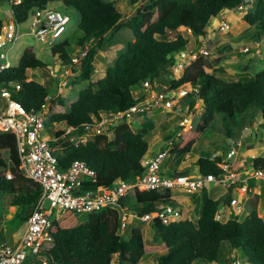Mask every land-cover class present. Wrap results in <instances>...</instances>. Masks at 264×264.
<instances>
[{
    "label": "trees",
    "instance_id": "obj_1",
    "mask_svg": "<svg viewBox=\"0 0 264 264\" xmlns=\"http://www.w3.org/2000/svg\"><path fill=\"white\" fill-rule=\"evenodd\" d=\"M120 0H66L79 17L82 32L76 44L82 52L88 50L87 56L77 73L80 80L90 85L78 94L77 100L68 112L53 115L45 125L53 134V146L62 145L56 152L60 166L68 169L74 160L85 161L96 173V181H87L81 186L82 191L111 189L119 181L135 182L145 174L143 158L149 150L148 130L134 132L130 125H120L114 136L92 137L87 143L65 141V131L55 133L53 124L72 128L74 135L84 133L92 124L93 116L103 113L126 112L140 101L134 100V88L156 79L160 86L152 89L158 92L176 91L190 84L191 94L205 103L206 111L202 123L197 129L179 137L174 144L172 155L179 158L176 168L184 157L193 153L195 146L215 121L222 115L226 126L231 130L242 131L252 114L261 113L264 127V68L256 75L246 73L238 78L227 76V68H215L205 58H200L183 70L179 79H170L166 75L178 62L176 55L187 48L188 39L184 38L180 28L189 29L193 36L206 37L207 27L212 19L226 11H236L240 7L253 4L252 11L243 16V20L257 31V41L264 39V0H127L137 10L136 16L129 23L135 41L127 42L125 51L109 67L105 77L95 81L96 58L98 52L104 51V44L111 40L113 31L124 19L117 7ZM4 0H0V4ZM51 0H23L13 7V14L19 23L27 22L30 13L36 8H45ZM246 11V10H244ZM243 11V12H244ZM0 20V32L3 28ZM110 37L108 38V36ZM177 34V39L170 37ZM91 46V47H90ZM90 47V48H89ZM75 48V47H74ZM73 46L69 42L52 48V58L58 56L64 66H72ZM82 52H77L79 55ZM49 64L27 50L16 67L0 74V87L10 83H20L22 90L16 99L27 113H38L49 104L50 90L45 85L28 81L32 70L47 69ZM212 70L208 73L207 70ZM147 97L144 94L142 100ZM141 100V101H142ZM52 106L55 102L51 101ZM196 101L190 104L194 108ZM169 137L167 140H170ZM255 171L264 173V157L251 159ZM223 158L214 160L211 156L201 157L197 161L202 175L213 174L221 178L225 171L220 167ZM12 173L13 179L6 178ZM0 190L14 196L17 217L26 222L32 215L35 205L42 194L41 186L26 179L21 172V160L17 139L11 134H0ZM120 201V206L105 207L101 211L78 216L67 212L53 222L50 230L53 245L43 244L35 264H114L118 257L119 264H144L152 255L140 227L132 222L126 230V239L118 234L123 217L122 208L136 211L139 215L153 213L160 204L180 207L181 204L171 199L169 192L137 189L133 195ZM199 200L196 211L197 222H174L164 225L161 221L151 227L156 231V238L166 246V254L155 255L151 264H230L231 257L225 253L224 246L230 251L238 252L249 264H264V219L257 211L240 220L233 217L223 223L218 220L221 206L230 205V195L214 200L207 187L202 194L195 195ZM195 200V199H194ZM197 202V201H196ZM131 204L134 206L131 207ZM122 207V208H121ZM32 263L27 261V264ZM150 264V263H149Z\"/></svg>",
    "mask_w": 264,
    "mask_h": 264
},
{
    "label": "rangeland",
    "instance_id": "obj_2",
    "mask_svg": "<svg viewBox=\"0 0 264 264\" xmlns=\"http://www.w3.org/2000/svg\"><path fill=\"white\" fill-rule=\"evenodd\" d=\"M48 5L53 9L61 11L64 15L70 17L71 21L67 25V31L61 39H58L54 43H48L38 41L34 36L29 35V22L21 26V34H27L22 36L15 48L12 51L13 63L15 66L19 64L22 56L27 50L33 51L36 56L47 62L49 67L47 69L32 70L29 72V81L39 82L50 90V96L48 103L55 102V106L48 104L43 109L46 114V119H50L53 115L59 113L68 112L71 105L77 100L78 94L85 90L90 83L88 81L80 80L77 77L80 65H74L66 67L63 65L58 56L52 58V47L61 45L65 42H69L74 50V56L77 52H82L81 47L77 46V40L82 37V32L79 28V17L75 10L65 4L66 0H51ZM144 3L139 4L137 7H133L127 0H120L117 3V7L123 13L124 19L121 24L113 31L115 36L106 41L104 44V51H99L96 58V76L95 81H98L105 77V72L109 67L114 66L116 60L120 54L125 51L127 42H134L135 38L132 31L129 28V23L136 16L137 10L141 8ZM253 4L246 6V11H226L221 13L217 19H212L207 27V37L193 36L192 32L187 28H180L184 38L188 39L189 43L186 48V52L191 50L199 51V48L203 46L202 40L209 41L214 53L211 57L205 58L215 65V68L223 66L227 68V76L238 78L246 73L251 76L256 75L261 69L264 68V39L257 41V31L254 27H251L243 20V16L246 12L252 11ZM0 20L4 25H7L9 21L13 20V15L10 7L7 3L0 4ZM224 21L230 24L228 30L219 31V24ZM111 34H109L108 38ZM171 40L177 39V34H173L170 37ZM91 47V46H90ZM89 47V48H90ZM249 47V51H247ZM73 56V57H74ZM178 58V57H177ZM208 73H212V70L208 69ZM181 72L178 69H172L166 75L170 79H178ZM144 86L134 88V100H142L145 92L148 94L146 99L149 101L154 99V93L152 90L153 84L158 88L160 86V80L156 79L151 82L145 83ZM190 84H186L180 89H189ZM146 87V88H145ZM178 89V91L180 90ZM175 92L177 105L174 110L167 112V110L161 109L158 105L154 104L148 113H142L135 117V120L131 121L129 125L134 132L138 133L144 130H148L147 141L149 143V150L147 154L159 153L163 149L168 148V138L171 137L174 144L179 142L178 134L190 133L195 131L197 127L202 123V117L206 111L205 103L198 99L195 94H191L188 98L181 99L180 94ZM195 100L196 105L194 108L190 107L191 102ZM180 107V108H178ZM177 108L179 113H175ZM252 119L246 123L245 128L242 131L238 128L231 130L232 134H229V128L226 126L224 117L217 115L215 121L210 128L202 136L200 142L195 146L194 152L185 156L184 161L179 168H176V162L179 161L177 156H170L163 163V172L165 174L174 173L178 170L188 172V174L197 176L199 174V166L197 161L204 156H211L219 154L224 161H228L229 165L236 170L246 174L248 193L243 190L242 187H235L232 192H229L226 188L217 186L214 183L207 184V190L212 199L218 200L230 195L231 198L241 200L239 206L230 207L229 205L221 206L218 213V220L225 223L228 218L238 217L241 221L247 218L253 211H257L264 219V179L251 168V158L253 156L264 157V127L262 126L261 113L252 114ZM56 124V123H55ZM51 129L54 132L66 130L65 125H52ZM68 134V133H67ZM91 134V132H90ZM257 137H255V135ZM43 137L46 139L53 138V134L50 132H44ZM91 139V135L88 136ZM112 137V136H111ZM70 140L75 143H86L87 138L85 133L73 135ZM247 142L245 147L238 149V155L233 158H229V154L232 148H235V143L240 145L241 142ZM170 148V146H169ZM56 152L62 149V145L54 146ZM152 151V152H151ZM252 170V171H251ZM262 178V179H261ZM247 195V200L243 197ZM173 196L177 199V202L181 204V208L184 210L188 219H192L195 222L199 219V214L196 209L199 204V200L195 196L173 192ZM128 200L134 201L133 194H129ZM195 199V200H194ZM197 201V202H196ZM14 202V196L4 194L0 190V229H4V224L8 226L9 235L7 243L4 241V234L0 231V244L12 245L15 242L17 234L20 236V231L24 222H21L17 215H14L13 219L7 217L8 214H12L9 210L10 206ZM134 205L131 204V207ZM45 209H49V204L46 203ZM133 211V210H132ZM61 214L54 212L52 220L55 221ZM134 226L140 227L145 239L149 245L148 250L152 255L145 258L144 264H151L155 261V255L162 256L166 254V246L160 243V240L156 238V231L150 226L140 223H134ZM24 227V226H23ZM23 232V231H22ZM16 233V234H15ZM120 235V234H119ZM127 237V234H125ZM125 236H122L126 239ZM53 243L50 244L52 247ZM225 253L231 257L232 263L249 264L246 259L238 252H232L227 246H224ZM156 253V254H155ZM118 257H114V264L118 263ZM30 264L38 262L35 256L30 255ZM195 264H201L196 261ZM218 264V263H214ZM225 264V263H224Z\"/></svg>",
    "mask_w": 264,
    "mask_h": 264
},
{
    "label": "built area",
    "instance_id": "obj_3",
    "mask_svg": "<svg viewBox=\"0 0 264 264\" xmlns=\"http://www.w3.org/2000/svg\"><path fill=\"white\" fill-rule=\"evenodd\" d=\"M4 3H7L10 7L13 20L9 21L7 25H3L0 32V74L15 67L12 51L19 39L27 35L25 33L21 34L23 24L29 22V35L48 44L61 39L71 21L70 17L64 15L61 11L46 6L45 8L34 9L30 13L27 22L19 23L13 14V7L22 4L23 0H4ZM239 10L244 11L247 8L240 7ZM230 27L229 23L222 21L217 28L219 31H224ZM202 43L203 46L199 51L182 52L176 69L182 72L193 62H196L197 59L211 57L214 53L211 48L212 44L207 40H202ZM247 51H249V47H247ZM87 53L88 50H85L74 56L72 66H81ZM21 90L22 85L14 82L0 87V134H11L16 137L21 160V172L26 179L41 186L42 194L18 242L14 245L0 244V264H26L30 255H39L43 244L53 242L50 230L54 222L52 220L54 212L61 215L73 212L79 216L94 214L105 207L120 206V201L129 194H135L137 189L169 192L171 199L174 200L176 198L173 196V192L192 196L200 195L207 187L206 185L210 183L224 187L229 192L233 191L235 187H242L248 193L246 174L228 165L221 166L225 171L221 178L213 174L202 175L200 172L197 176H194L183 170L165 174L163 163L171 154L174 147L173 140L168 141L167 149H163L159 153L147 154L143 158L145 174L143 177L136 179L135 182L119 181L108 190L82 191L80 188L85 182L96 181V173L82 160H74L68 169L61 168L52 144L54 139L43 137V133L48 132L45 125L46 114H44V111L27 113L23 105L16 99V95ZM188 90L181 89L178 92L180 98L187 97ZM174 93L175 91H156L153 100L149 101L148 98H145L126 112H111L93 116L92 124L88 125L84 132L87 141L89 135L91 137L113 136L120 125L130 123L139 114L148 113L154 104L164 110L173 109L176 101ZM71 133H73V129H67L62 138L65 139ZM180 136L181 134H178V137ZM236 154V149H233L229 157ZM216 157L217 155H214L211 159L214 160ZM255 173L256 176L259 175L264 178L262 171H256ZM6 178L13 179L12 173H7ZM243 198L248 199L247 195ZM240 201L233 198L229 206L237 207ZM46 203L49 204L48 210L45 209ZM122 211L123 217L119 229L121 236L126 234L129 225L134 221L145 225H153L158 221H161L164 225H170L174 222L194 221L188 219L181 207L165 203L160 204L155 212L143 216L137 212H130L128 208H122ZM234 264L241 263L239 261Z\"/></svg>",
    "mask_w": 264,
    "mask_h": 264
},
{
    "label": "clouds",
    "instance_id": "obj_4",
    "mask_svg": "<svg viewBox=\"0 0 264 264\" xmlns=\"http://www.w3.org/2000/svg\"><path fill=\"white\" fill-rule=\"evenodd\" d=\"M4 3V2H3ZM238 11H240V10H238ZM214 19H217V18H214ZM53 48V47H52ZM201 48V47H200ZM199 48V49H200ZM184 51H186V49L185 50H182V51H180L177 55H176V59L179 61L180 60V57H181V54H182V52H184ZM178 57V58H177ZM202 58V57H201ZM200 59V58H199ZM198 60V59H197ZM194 63V62H193ZM177 65V64H176ZM16 67V66H15ZM190 67V66H189ZM175 68H176V66H175ZM182 73V72H181ZM180 77V76H179ZM179 79V78H178ZM29 81V80H28ZM146 88V87H145ZM180 89V88H179ZM184 89V88H183ZM181 90V89H180ZM180 90L178 91V89L175 91V92H180ZM189 92H188V96L187 97H185V98H188L189 96H190V93L192 92V90H191V86H190V90H188ZM146 93V92H145ZM148 95V94H147ZM185 98H181V99H185ZM177 100L175 101V104L177 105ZM50 104V103H49ZM175 105V106H176ZM175 106H174V108H175ZM174 108L173 109H171V110H167V112H170V111H172V110H174ZM178 108H180V107H178ZM177 108V111H175V113H179L180 112V110ZM171 113V112H170ZM125 124H128L129 125V123H125ZM68 129V128H67ZM67 129L65 130V131H67ZM47 131L49 132V130L47 129ZM62 131H64V130H62ZM61 132V131H60ZM55 133H58V132H55ZM179 134H181V135H183L182 133H179ZM74 135V133H71L70 135H68L67 136V139H69V138H71L72 136ZM107 136V135H106ZM114 136V135H113ZM109 137H111V136H109ZM92 138V137H91ZM94 138V137H93ZM64 140H66V139H64ZM89 140V139H88ZM171 140V139H170ZM70 141V140H69ZM169 141V140H168ZM72 142H74V141H72ZM241 142V141H240ZM235 148H232L231 149V151L233 150V149H236V151H237V154L236 155H238V149H240V148H243V147H245V146H243V143L241 142L240 143V145H237V142L235 143ZM238 147V148H237ZM231 151H230V153H231ZM190 155V154H189ZM215 155H217V157H220V155L219 154H215ZM230 155V154H229ZM214 155H212V157H213ZM211 157V158H212ZM216 157V158H217ZM234 157V156H233ZM233 157H229L228 159H231V158H233ZM253 157H255L256 158V156H253ZM251 158V159H255V158ZM185 158V157H184ZM183 161H184V159H183ZM182 161V162H183ZM181 162V163H182ZM176 163H178V162H176ZM181 165V164H180ZM223 165H228V166H230L229 165V162L228 161H224L223 160V164H221L220 165V167L221 166H223ZM231 168H233L232 166H230ZM179 168V167H178ZM251 168L253 169V167H252V165H251ZM234 169H235V167H234ZM254 170V169H253ZM238 171V170H237ZM252 171V170H251ZM184 172H186V171H184ZM200 172V171H199ZM240 172V171H239ZM254 172H256L255 170H254ZM230 192H232V191H230ZM133 194V193H132ZM134 195V194H133ZM129 196V195H128ZM176 201H177V199H175ZM181 207V206H180ZM130 211H132V210H130ZM133 212H136V211H133ZM197 212V211H196ZM63 215V214H62ZM62 215H60V217L62 216ZM79 216V215H78ZM84 216H86V215H84ZM29 219V218H28ZM28 221V220H27ZM27 221L24 223V227H26V223H27ZM182 222H187V221H182ZM191 222H195V221H191ZM132 224V223H131ZM53 225V224H52ZM151 226V225H150ZM25 229V228H24ZM118 234H119V232H118ZM52 243H54V242H51V243H49V244H52ZM27 264V263H26ZM45 264H47V263H45Z\"/></svg>",
    "mask_w": 264,
    "mask_h": 264
},
{
    "label": "crops",
    "instance_id": "obj_5",
    "mask_svg": "<svg viewBox=\"0 0 264 264\" xmlns=\"http://www.w3.org/2000/svg\"><path fill=\"white\" fill-rule=\"evenodd\" d=\"M247 144V142H243V146H245ZM152 152V151H151ZM14 202H15V200H14ZM14 202H13V204L10 206V211L12 212V214H8L7 215V217L9 218V219H13L14 218V215H17L18 214V210H16V206H14ZM230 218H228L225 222H227L228 220H229ZM4 226V229L2 230V228L0 229V231L4 234V241L7 243V241H8V235H9V231H8V226L6 225V224H4L3 225ZM24 226V224L22 225V229H21V233H20V236H19V234H17V236H16V239H15V242H13L12 243V245H14L15 243H17L18 242V240H19V238L22 236V234H23V232L22 231H24V228L25 227H23ZM16 234V233H15Z\"/></svg>",
    "mask_w": 264,
    "mask_h": 264
},
{
    "label": "water",
    "instance_id": "obj_6",
    "mask_svg": "<svg viewBox=\"0 0 264 264\" xmlns=\"http://www.w3.org/2000/svg\"><path fill=\"white\" fill-rule=\"evenodd\" d=\"M255 135V137H257V135L256 134H254ZM238 148V147H237ZM130 212H133V211H130Z\"/></svg>",
    "mask_w": 264,
    "mask_h": 264
}]
</instances>
